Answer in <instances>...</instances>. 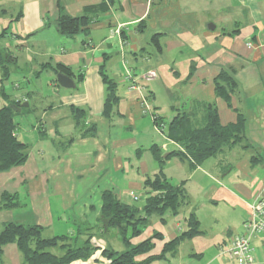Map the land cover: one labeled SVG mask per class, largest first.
I'll return each instance as SVG.
<instances>
[{
	"label": "crops",
	"instance_id": "0c3cea01",
	"mask_svg": "<svg viewBox=\"0 0 264 264\" xmlns=\"http://www.w3.org/2000/svg\"><path fill=\"white\" fill-rule=\"evenodd\" d=\"M106 1L0 0V20L4 21L0 41L12 45L14 40V45L0 51L11 56V65L26 66L28 71L21 69L24 80L30 76L29 92L18 95L22 85L16 83L17 91L4 94L3 99L7 105L37 97L35 111L39 113L37 124L31 123L35 131L29 132L25 142L28 161L0 175V206L5 192L17 194L20 202L13 210H0V232L9 221L40 225L44 233L65 230L62 235L98 227L102 197L108 191L120 202L143 205L144 182L160 170L151 150L158 146L164 153V173L173 186L185 188L186 202L180 214L167 215L165 223L152 217L150 226L133 243L157 232L164 237L158 241L164 247L187 230V218L194 214L200 230H207L203 227L209 220V259L193 245L184 253L183 241L177 253L156 262L244 264L221 250L232 237L244 233L251 205L264 197V0H239L236 14L218 20L213 17L214 30L209 28V0H112L107 11L89 15L88 33L74 37L60 33L57 22L61 14L81 17ZM9 6L18 12L14 14ZM218 26L224 28L218 31ZM154 37L161 47L155 55L150 52ZM248 42L253 43L251 49ZM57 64L71 69L75 89L59 86L53 69ZM221 71L237 82L231 107L215 95L214 80ZM127 72L131 80L125 77ZM44 73L45 91L54 89V96L42 94ZM162 73L171 78L167 83ZM103 75L117 84L118 100L108 115ZM158 79L161 86H151ZM133 83L136 90L129 89ZM160 89L169 96L168 101L160 102ZM177 91L184 93V102L171 101ZM55 96L58 99L53 100ZM203 102L217 105L223 125L235 123L237 112L244 114L245 136L252 149H226L191 169L177 157L166 159L180 147L159 131L155 116L168 123L182 110L193 112L195 104ZM253 157H258L256 164L251 163ZM201 210L208 211V216L203 217ZM253 246L254 264H264V232L253 239ZM3 259L5 264H23L15 244L3 249ZM72 264L109 263L98 250L89 260Z\"/></svg>",
	"mask_w": 264,
	"mask_h": 264
},
{
	"label": "trees",
	"instance_id": "16d2710c",
	"mask_svg": "<svg viewBox=\"0 0 264 264\" xmlns=\"http://www.w3.org/2000/svg\"><path fill=\"white\" fill-rule=\"evenodd\" d=\"M111 2L112 0H107L96 10L89 9L81 17L61 14L57 22L60 33L68 37H74L80 32L88 33L92 22L89 15L107 11ZM153 42L161 50L157 37H154ZM9 60L11 61V56L0 51V68L4 69L2 84L8 81L11 75ZM53 69L56 73L73 76L71 69L62 64H57ZM195 69V66L191 68V76ZM103 81L107 86L105 112L108 115L118 100L117 84L107 75H103ZM214 88L215 95L231 107V98L237 89L236 80L228 72L221 71L214 80ZM4 94L2 89L0 95ZM13 104L9 103L0 108V175L25 165L29 158V145L23 142L18 134L15 121L17 111L11 108ZM77 117L79 119V116ZM246 122L245 115L237 112L235 123L223 125L217 105L205 102L195 104L193 112L182 110L168 123L165 119L155 116V124L161 133L180 147L168 154L166 159L177 157L188 162L191 169L200 167L226 149L236 146L245 150L252 149L245 136ZM78 124L80 125V122ZM151 150L160 170L144 182L147 192L143 205L120 202L108 191L102 197L103 207L98 227L51 238L44 237V228L40 225L26 226L12 221L6 222L0 232V264H3V249L10 244L18 247L23 256V264H72L89 260L98 250L109 264H151L157 260H166L168 255L177 253L183 241L202 235L200 223L193 214L187 218V230L179 237L166 242L158 256L151 253L156 241L164 240L162 234L155 232L151 237L133 243V240L141 237L150 226L152 217H160L166 222V216L171 214L177 217L186 202L185 188L173 186L164 173L162 164L165 160L162 150L158 146H153ZM257 159L258 157H253L251 163L256 164ZM18 206L20 202L17 194H2L0 210H13ZM113 231L124 246L122 251L115 250L107 239ZM102 238H105L106 242ZM53 249L62 254L54 253ZM144 256H147L145 260H137Z\"/></svg>",
	"mask_w": 264,
	"mask_h": 264
},
{
	"label": "rangeland",
	"instance_id": "374dc122",
	"mask_svg": "<svg viewBox=\"0 0 264 264\" xmlns=\"http://www.w3.org/2000/svg\"><path fill=\"white\" fill-rule=\"evenodd\" d=\"M5 1H7V0H5ZM238 3H239V0H209V3H208L209 4V23H210L209 27L212 24L211 20L213 19V17H214V19L218 20V19L224 18L226 16V14H232V15H234V13L236 14L237 11H238V8H237L238 5H239ZM10 7L12 8V11H15V12H13L14 14H16L18 12V10L17 11L14 10L13 6H9V8ZM213 14H214V16H212ZM3 23H4V21L0 20V25H2ZM0 28H1V26H0ZM217 28H218V31H221L224 28V26L223 27L218 26ZM11 41H12V45H14V40L12 39ZM12 45L10 44L9 41H4V40L0 41V48H4L6 46L11 47ZM210 45L211 44H209V49L211 48ZM150 46H151L150 52L155 55V52L158 50L157 45H155V43L152 41ZM12 49H13V52H15L16 49L14 48V46H13ZM154 61L155 60L151 61V65H152V63ZM8 68L11 71L10 79L7 81V84L4 83L5 85L3 84V86H2V83L0 81V92L2 91L3 87L5 88V94L6 95L8 93H11L12 91H17L16 88H15V85H17L16 83H20L22 86L19 88V90L16 93L18 95H20V93L23 92L24 95H25L30 90L29 89L30 87H29V84H28V81H27V79H30V76L29 75L26 76V78L24 80L25 74L22 72V70L23 71H28V69L23 64H19V66L16 67L15 65H11V63L9 64ZM3 71H4V69L0 68V79H1V75H2ZM19 74H20V76H19ZM46 77H47V75L44 73L41 76V79H40V84H42V86H43L42 94H44V92H45L46 95L47 94L48 95L52 94L54 96V89H52L51 91H45L46 90L45 83H46V79H47ZM125 77H126V75H125ZM130 77H131V75H130ZM32 78L34 79V77H32ZM168 79H171V78H169V76L166 73H162V80L164 81V83H167L165 81H167ZM161 84H162L161 79H158V81H156L154 84H151V86H155L156 85V86L160 87ZM183 94L184 93H181V92H178V91L176 93H173V95H171V101H174L176 99H181L184 102L185 99L183 97ZM157 95H158V97L160 99V102H162V101L166 102V100L168 101L169 96L165 92H163L162 89L159 90ZM179 96L181 98H179ZM35 99H37V97H33L32 99H30V101H27V102H29V107L26 108L24 111H21V113L17 112V114L15 115V121H16L17 126H18L17 127L18 128V134L20 135L21 140L24 141V142H28L29 141L28 139L31 136L29 132L35 131L34 129H32L31 123H34V125L37 124V122H35V121H36V117H38L39 113H37L35 111ZM56 99H58L56 96L53 97V100H56ZM6 103H7V101L5 99H3V96L0 95V108L6 106ZM45 103H47V102H45ZM39 121L43 122L45 124V120L44 119L40 118ZM207 162H209V160ZM137 205L140 206L142 204L140 202V203H137ZM16 212L18 213V211H16ZM201 215L203 217H207L208 216V211L201 210ZM172 217H174V216H172ZM207 222H208L207 227L206 226L203 227V229H207V230H201L202 232H204L202 236L198 237L194 241L193 240H190V241H186L185 240V242H183L184 245H183V247H181V250H183L184 253H185V250L189 246L193 245L194 247H196L197 251L200 252L201 254H204L206 252L205 257H204L205 260L209 259V245H210V240H209V220ZM163 223H165V222H163ZM73 231L74 230H72V232ZM65 233H66L65 230H54L53 232H50V233L49 232L48 233H44V237L50 238V237H53V236H56V235H62V234H65ZM205 233H206V235L204 236ZM114 234H116L115 231L111 232V234H109L107 236L109 241H110V243H112L113 248L115 250H117V247L118 248H122V250H123L124 246H123L119 236L116 234V238H114L113 237ZM163 248L164 247H161L159 242L156 241L155 247L152 250V255H157V256L160 255L162 253V251H163ZM52 251L54 253L58 254V255L62 254V252H60L59 250H54L53 249ZM201 251H203V253ZM146 258H147V256H144V257H140L137 260L138 261H143ZM3 262L5 264L4 259H3ZM155 262H153L152 264H159L157 262H162V261H157L156 263Z\"/></svg>",
	"mask_w": 264,
	"mask_h": 264
},
{
	"label": "built area",
	"instance_id": "2783aa9c",
	"mask_svg": "<svg viewBox=\"0 0 264 264\" xmlns=\"http://www.w3.org/2000/svg\"><path fill=\"white\" fill-rule=\"evenodd\" d=\"M252 47L253 43L248 42V48L251 49ZM126 74L130 78L129 72ZM135 89V86L131 87V90ZM134 200L138 201V198L134 197ZM251 210L250 219L244 223V233L232 237L228 247L221 250L223 255L231 259L241 260L244 264H254L255 262L253 239L264 232V198L261 197L255 201L251 205Z\"/></svg>",
	"mask_w": 264,
	"mask_h": 264
},
{
	"label": "water",
	"instance_id": "95a60500",
	"mask_svg": "<svg viewBox=\"0 0 264 264\" xmlns=\"http://www.w3.org/2000/svg\"><path fill=\"white\" fill-rule=\"evenodd\" d=\"M209 28L214 30L215 26L210 25ZM56 79H57L59 86H61L62 88H65V89H75L76 88L75 80L72 76H69L63 73H58L56 75ZM28 107H29L28 102H24L22 104H13L11 106V108L17 112H21L23 108H28Z\"/></svg>",
	"mask_w": 264,
	"mask_h": 264
},
{
	"label": "bare ground",
	"instance_id": "6f19581e",
	"mask_svg": "<svg viewBox=\"0 0 264 264\" xmlns=\"http://www.w3.org/2000/svg\"><path fill=\"white\" fill-rule=\"evenodd\" d=\"M126 78H127L128 80H131V79H132L131 77L129 78L127 74H126ZM132 86H135V84H132L131 87H132ZM131 87L129 88L130 90H131ZM135 87H136V89H137V86H135ZM136 89H135V90H136ZM159 131H160V130H159ZM160 132H161V131H160Z\"/></svg>",
	"mask_w": 264,
	"mask_h": 264
}]
</instances>
